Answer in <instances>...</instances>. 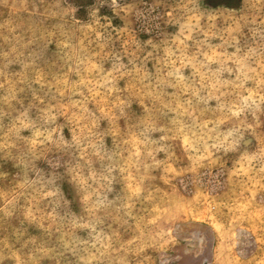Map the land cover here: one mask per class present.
I'll return each instance as SVG.
<instances>
[{"label":"rangeland","instance_id":"rangeland-1","mask_svg":"<svg viewBox=\"0 0 264 264\" xmlns=\"http://www.w3.org/2000/svg\"><path fill=\"white\" fill-rule=\"evenodd\" d=\"M0 264H264V0H0Z\"/></svg>","mask_w":264,"mask_h":264}]
</instances>
